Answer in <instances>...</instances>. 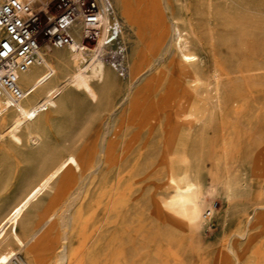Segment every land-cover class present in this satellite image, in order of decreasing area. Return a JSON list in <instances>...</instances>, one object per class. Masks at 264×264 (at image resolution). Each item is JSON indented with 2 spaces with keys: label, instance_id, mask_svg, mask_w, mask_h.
Segmentation results:
<instances>
[{
  "label": "rangeland",
  "instance_id": "374dc122",
  "mask_svg": "<svg viewBox=\"0 0 264 264\" xmlns=\"http://www.w3.org/2000/svg\"><path fill=\"white\" fill-rule=\"evenodd\" d=\"M114 3L129 74L105 60L102 81L78 90L66 81L91 57L47 51L27 72L35 90L24 86L35 103L60 89L34 126L41 136L10 140L11 105L0 123V221L68 157L80 165L28 207L24 247L8 240L0 254L13 248L30 264H264V0ZM193 184L196 222L177 205Z\"/></svg>",
  "mask_w": 264,
  "mask_h": 264
},
{
  "label": "built area",
  "instance_id": "2783aa9c",
  "mask_svg": "<svg viewBox=\"0 0 264 264\" xmlns=\"http://www.w3.org/2000/svg\"><path fill=\"white\" fill-rule=\"evenodd\" d=\"M78 39L90 49L102 41L105 60L120 76L129 74L125 25L114 0H0V98L23 100L22 75L48 50Z\"/></svg>",
  "mask_w": 264,
  "mask_h": 264
},
{
  "label": "bare ground",
  "instance_id": "6f19581e",
  "mask_svg": "<svg viewBox=\"0 0 264 264\" xmlns=\"http://www.w3.org/2000/svg\"><path fill=\"white\" fill-rule=\"evenodd\" d=\"M177 33H178L177 35L178 39L179 41H181L182 40L181 33L179 32V30H177ZM65 48H70V49L74 48L75 53H79L80 51H82L85 53L86 56L91 57L84 65H82L68 78L66 82L69 81L71 87H74L78 90H85L87 87L91 86L92 83L97 79L98 81H102L101 79L104 77L106 71V65H105L106 63L104 58V48L102 41L94 49H92V52L90 54H88L86 51L83 50L78 40H76L75 43ZM48 51L52 52L53 50H48ZM73 54L74 53H71V55ZM184 57H185V61L195 60V57L193 56L185 55ZM21 80L23 83V88L26 85L29 89H31V91L35 90L36 79L34 75L25 73ZM25 91L27 92V96L18 103H14V101L8 95H4L2 98H0L1 125H4L5 120L8 117V113L10 112L9 106L11 105V107H15V111H14L15 115L12 117V122L7 128V134L10 140L18 144H23V140L21 137V134L23 132H25L24 134L27 133V136H29L28 138L30 140L36 141V139L39 137L40 134H38V132L34 130V126L38 123L42 111L43 112L48 111L50 107L57 108L58 105L56 101L60 89L57 86L47 87L44 92V97L42 98V100H40V102L37 103H35L36 99L34 94L29 93L27 89H25ZM0 93H1V87H0ZM45 104H49V105H45ZM238 107L239 108H237V110L241 108L240 106ZM0 138L1 139L4 138L3 133L0 134ZM72 166H76V168L80 169L79 168L80 165L76 160V158L70 156L66 160H64V162H62V164L57 169L49 172L44 178H42V180L38 182V184L34 188H32V190L24 197V199L21 200L14 208H12V210L0 221V245H2L4 242L8 240H11V242L16 244L18 247L21 248L24 247L25 245L24 241L21 239L22 237H20L17 232L20 220L23 218L27 209H29L28 207L31 205V203L36 201L46 191V189L50 186L52 181L55 180L64 169L71 168ZM215 177H216V173H215ZM230 179L231 177H230L228 164H225L224 188L227 196L230 195L233 186V183L231 182ZM199 192H200L199 186L193 184L181 193L177 202L178 207L182 210L184 215L193 222L200 220L203 216V209L199 197ZM216 205L217 204L214 203V205L206 209L204 213L205 219H211L214 216V212L217 210V206H218ZM14 261L16 262V264H30L25 259L20 260L18 258L17 250L13 248L12 250L10 249V251L8 250V252L0 254V264H12V262Z\"/></svg>",
  "mask_w": 264,
  "mask_h": 264
},
{
  "label": "crops",
  "instance_id": "0c3cea01",
  "mask_svg": "<svg viewBox=\"0 0 264 264\" xmlns=\"http://www.w3.org/2000/svg\"><path fill=\"white\" fill-rule=\"evenodd\" d=\"M43 112V111H42ZM46 112V111H45Z\"/></svg>",
  "mask_w": 264,
  "mask_h": 264
}]
</instances>
